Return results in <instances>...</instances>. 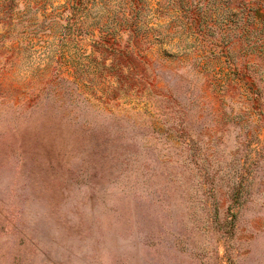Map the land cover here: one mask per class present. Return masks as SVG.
I'll list each match as a JSON object with an SVG mask.
<instances>
[{"label":"rangeland","instance_id":"obj_1","mask_svg":"<svg viewBox=\"0 0 264 264\" xmlns=\"http://www.w3.org/2000/svg\"><path fill=\"white\" fill-rule=\"evenodd\" d=\"M0 264H264V0H0Z\"/></svg>","mask_w":264,"mask_h":264}]
</instances>
